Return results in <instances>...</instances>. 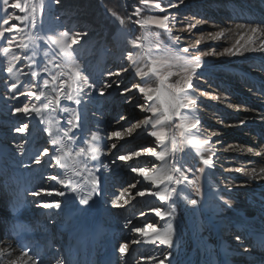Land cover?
Instances as JSON below:
<instances>
[{
	"label": "rangeland",
	"instance_id": "374dc122",
	"mask_svg": "<svg viewBox=\"0 0 264 264\" xmlns=\"http://www.w3.org/2000/svg\"><path fill=\"white\" fill-rule=\"evenodd\" d=\"M64 1L44 0L42 30L39 21L36 30L19 24L23 31L14 30L13 33H4L0 37V46L3 47L8 46L5 43L7 37L11 36L14 40L7 56L0 53L1 229L6 231L8 228L11 211L7 209V202L15 200L25 219L24 226L30 227L32 234L27 244L17 248L23 254H33L32 257L41 264H83L86 259L87 263L103 264L101 260L106 259V256L111 257L110 264H160L161 260L164 264H264L261 256L264 254V181H261L264 178V0H183L182 4L179 0H171L176 7H168L170 0H156L165 9L164 12L149 9L140 0H123L126 2V15L133 20L138 18L134 15L137 8L142 9L141 18L148 15H168L171 34L181 37L175 46H196L195 51L189 49V58L191 55H198L199 51L210 53L201 58V67L197 70V75L203 72V76L199 80H193L194 88L198 89L194 97L197 101L194 115L201 122V136L211 141L215 152L212 157L214 167L203 165L190 146L177 151L174 157H166L173 162L179 160L184 167L191 168L192 172L186 175L199 186L197 192L196 186L182 185L184 190L180 191L178 188L168 202H161L148 194L143 197L137 195L139 191L149 193L159 189L131 171L133 167L151 169L160 163L158 160L143 152L141 156H133L128 161L117 159L120 155L142 151L147 147L161 151L159 143L143 127H135L145 116L137 107L138 102H143V97L132 88L134 84L141 83L140 78L134 76L131 69L119 77L107 75L108 72L128 67L127 40L132 38L129 28L120 25L117 31L120 40L115 43L109 41L107 54L99 58L94 46L89 49L88 42L90 43L93 31L87 26L91 25L87 15L84 16L85 24L66 19L68 14L62 13L60 8L55 9ZM29 2L35 3L37 0ZM21 3H25V0H21ZM129 5L132 13L129 12ZM55 10H59L61 16ZM13 11L8 9L9 13ZM15 11L16 14H22ZM7 15L8 13L0 11V17ZM10 23L18 22L10 20ZM189 24H196V28L188 31ZM4 27L7 25L0 23V31ZM135 27L138 28L137 25ZM254 28L258 30L252 32ZM62 31H68L70 35L80 33L79 43L72 46L73 55L81 66L82 74L88 76L89 83L95 82L97 87H100L101 82L112 83V87L106 89L103 96L91 91L90 96H85L80 105L61 100V107L76 109L80 124V127L73 128L69 133L76 137V141H67L65 151L74 155L78 147H87L86 142L93 133L99 131L101 136L98 144L103 155L89 162L90 168L99 167L96 175L100 177V190L87 206L80 204L79 196L74 193L65 197L47 195L48 191L62 187L47 179L56 175L58 170L48 166L46 157L39 165L32 161V157L44 147H48L51 154L52 146L47 143V133L42 131L47 125L40 123L41 118L35 114L25 117L15 111L30 100L20 95V89L24 88L30 77L16 71L21 69L24 73L29 72V61L25 59L32 55L29 35L55 36ZM220 31L225 35H209ZM136 33L141 35V31ZM150 39L154 45L156 41H159L160 46L173 47L175 44L167 32L155 26L150 30ZM197 41L200 43L197 44ZM20 43L29 44V50L20 48ZM36 43L40 47L34 59L35 67H39L41 63L47 62L44 51L53 56L58 49L50 47L44 40H37ZM229 48L235 54H215ZM14 55L19 57L18 61L13 60ZM10 62L16 65L13 74L7 72ZM56 62H61L59 57H56ZM70 67L65 66L62 70L67 72ZM60 70L53 69V72ZM39 80V77L36 78L37 84ZM113 81L120 82L119 87ZM13 83L18 85L15 93L11 88ZM126 88H132V91L126 92ZM44 91L46 95L50 94L48 89ZM89 91L85 88V92ZM31 102L40 105L45 101L42 99ZM54 115L59 120V127H69L66 124L69 113L57 109ZM189 117L191 122V113ZM22 123L29 124L28 132L16 131ZM130 127L131 134L125 131ZM151 130L149 127L148 131ZM117 131L123 138L113 135ZM176 131L179 139L178 130ZM112 144L116 147L111 148ZM20 145L23 147H19ZM209 154L204 153L205 156ZM201 167L205 169L203 173L197 171ZM160 187L163 188V185ZM39 189L44 191L38 196L32 195V192ZM19 190L25 191L22 194ZM8 194L9 197L3 202ZM191 199L197 200V204H190L188 201ZM53 200H60L62 207L67 203L73 215L76 212L81 216L88 214L93 229L98 227L97 232L90 235L89 242L81 244L83 252L79 254L76 249V254L70 260L61 255L71 244L60 241V237H57L59 245L52 248L46 244L49 237L42 230L65 223L62 207L55 209L52 214L45 212L50 209L42 207L43 203ZM117 203L119 206H114ZM156 208L172 215L161 220L153 211ZM95 222L97 225L93 224ZM148 224L157 228L170 224L174 230L171 247L161 245L158 241L151 243L155 239L151 229L147 230V234L134 231L135 228H145ZM237 237L240 239L237 240ZM124 245L127 248L121 252L120 248ZM50 248L51 251L56 250L50 252ZM169 252L171 257L164 259ZM8 256L10 255H4V261L9 260Z\"/></svg>",
	"mask_w": 264,
	"mask_h": 264
},
{
	"label": "snow or ice",
	"instance_id": "6c2138e0",
	"mask_svg": "<svg viewBox=\"0 0 264 264\" xmlns=\"http://www.w3.org/2000/svg\"><path fill=\"white\" fill-rule=\"evenodd\" d=\"M59 2V0H57ZM140 3L149 9H156L159 12H164L161 3L156 0H140ZM179 3H183V0H179ZM177 5L172 3L171 0L168 7H176ZM44 0H37L32 3L29 0H25V3H21V0H2V7L0 11L8 13L5 17H0V23L7 25L0 31V37L4 36V33H13L23 31L19 24H24V27L36 30L38 27V21L40 29H43V11ZM8 9H13V12H8ZM18 10L22 14H16ZM141 8H137L134 15L138 17L133 20L130 16L128 19L131 23L138 26L141 35L132 34V38L127 40L128 49L126 51V59L128 61V67H124L116 72H108L109 76H120L122 73H127L131 69L134 76L140 78L141 83L134 84L132 88H135L138 94L143 97V102H138L137 107L145 113L142 120L135 124L136 128L143 127L145 132L153 137L156 142L159 143L161 151H157L154 147H147L142 151H136L128 155H120L117 157L120 161H128L133 156L139 157L142 152L149 157H153L160 163L151 169L147 167L131 168L133 173H138L145 181L152 184L153 187L159 189L146 193L145 191H139L137 195L140 197L146 194L158 198L161 202H168L172 196L177 193V189L183 191L184 187L189 185L196 186L197 192H199V186L196 181L190 180L186 175L188 172H192L191 168H186L177 160L173 162L172 159L166 157H174L177 151H183L185 146H190L196 155L199 156L203 165L208 167H214V161L212 157L215 155L214 150L211 147V141L207 137H203L200 134L199 118H195V105L197 103L196 92L197 88H194L193 80H199L203 76V72L197 75V70L201 67V58L210 55L209 52L199 51L198 55H191L189 58V49L196 50L195 45H188L186 47H177L181 37L178 35H172L169 27L168 15H148L145 18H141ZM10 20H15L18 23H10ZM123 24L124 21L120 20ZM155 28L162 29L169 34L171 41L175 42L173 47L160 46L159 41L153 44V40L150 39V30ZM245 27V26H238ZM196 28V24L187 25V30ZM258 29H252V32H256ZM224 36L225 33L220 31L216 34ZM79 32L70 35L68 31H62L58 35H46L33 37L29 35L31 41L32 55L26 56L25 59L29 61L27 67L28 73L22 72L21 69L16 71L21 72L22 75L29 76L30 79L25 83L24 88L20 89V95L30 98L28 103H23V106L17 107L15 111L23 114L25 117H31L32 114L40 117V123H44L47 126L42 129L47 133V143L52 146L51 154L49 148L44 147L32 157L33 163L39 165L46 157V163L48 166L56 168L57 174L48 177L47 179L55 181L62 187L59 190L53 189L47 192L49 196L65 197L69 193H74L79 196V202L82 205L87 206L92 200L94 195H97L100 190V177L96 175L99 171V167H89L90 161H95L100 155H103L98 142L101 140L99 131L93 133L91 138L86 142L87 147H78L74 155H70L68 151H65L66 142L71 141L75 143L76 137L69 135L73 128L80 127L79 115L76 109H70L68 107H61V100L73 101L76 105H80L82 99L85 96H90L91 91H95L99 96H103L105 90L112 87V83L101 82L100 87H97L96 83H89L88 76H85L81 72V66L76 62L73 55L72 46L79 43ZM203 39V36L201 37ZM37 40H44L50 45V47L58 49V52L53 56H49L48 51H44L43 55L46 59V63H41L39 67H35L36 60L34 57L37 55L39 44ZM14 42L13 37L9 36L5 39L7 47L0 46V53L7 56L11 52V45ZM197 44L200 41L196 42ZM239 43V41H237ZM19 47L28 51L30 45L27 43H20ZM235 54L231 48L225 49L224 52L215 53L218 55ZM56 57H59L61 62H56ZM19 57L13 56V60L18 61ZM51 66V67H50ZM65 66H71L70 70L65 72L62 69ZM16 68L15 63L10 62L7 67V72L13 74ZM53 69H61L60 71L53 72ZM44 74H47L45 76ZM40 78L39 83H36V78ZM63 77V79H62ZM59 81V83H57ZM119 87L118 81H113ZM12 91H17L18 85L13 83L11 85ZM85 88L89 89V92H85ZM132 88H126V92H131ZM27 89V91H25ZM37 89V90H33ZM44 89H48L49 93L46 95ZM54 93V95H51ZM44 100L43 104L31 102ZM59 109L60 112L69 113V118L66 119V124L69 126L67 129L59 127V120L56 119L54 113ZM47 113V116H45ZM192 114V121L189 122V114ZM123 119V117H121ZM149 127L152 129L148 131ZM29 130L28 123H22L20 127L16 129L17 132L26 133ZM179 139L177 137V131ZM126 132L131 134L132 128L125 129ZM171 133V134H170ZM114 136L123 138L119 131L113 133ZM208 146V147H205ZM19 147H23L20 145ZM111 148H115L116 145H110ZM209 152L208 156L204 153ZM79 158V159H77ZM55 161V163H52ZM115 163V161H113ZM101 166H103L101 164ZM60 170H63L61 172ZM204 167L197 169L200 173L204 172ZM255 172V169H253ZM75 177V179H74ZM163 185V188L160 186ZM135 187V185H133ZM65 189L67 191H65ZM43 189L32 192V195L38 196ZM121 199L123 195L121 194ZM187 199V197H185ZM223 200V197H221ZM192 205L197 204V200L191 199L188 201ZM228 204V201H223ZM114 206H119L115 204ZM42 207L47 209H59L61 208L60 200H53L52 202H45ZM155 215L161 220H164L166 216H171L172 213L165 212L160 208L153 209ZM151 229L155 234V239L151 243L155 244L157 241L161 245L171 247L173 242L174 230L170 224L166 227L157 228L152 224L146 225L145 228H135L134 231L141 234H147V230ZM237 240L240 237L236 238ZM139 241H132V243H138ZM127 245L120 248L121 252H124ZM10 255L5 251H0V256ZM27 257V253H24ZM171 253L169 252L164 259H169ZM29 260L32 257H27ZM22 264H27L26 260L20 258ZM6 264H18L17 260L7 261ZM160 264H164L163 260Z\"/></svg>",
	"mask_w": 264,
	"mask_h": 264
},
{
	"label": "bare ground",
	"instance_id": "6f19581e",
	"mask_svg": "<svg viewBox=\"0 0 264 264\" xmlns=\"http://www.w3.org/2000/svg\"><path fill=\"white\" fill-rule=\"evenodd\" d=\"M261 181H264V178H261ZM21 190H19L20 192ZM25 191V190H24ZM24 191H21L23 194ZM13 194H15L13 192ZM1 205V204H0ZM3 205V204H2ZM62 207V206H61ZM9 208L10 217L8 221V229L2 230L1 229V222H0V251H5L10 253V256H8L9 260H17L18 264H22L21 259L27 261V264H41L39 261L35 258H33V254L30 256L27 253V257H32V259H28L26 256H24L21 251L18 250L17 247H21V245H25L30 237H32V234H30V227H21V222L25 221V219L21 216L19 211L18 202L15 200H9L7 202V209ZM63 214L65 215V223L64 224H56L55 226H51L48 230L42 229L43 233H46V236H48L47 245L52 248H57L59 243L57 242V237H62L59 240L61 241H67L69 244H71L68 249L63 250L62 257H65L66 260H70V258H73V256L76 254L77 250H79V254H81L83 251V247L81 244H85L86 241L89 240L90 235L92 233H96L98 227H93L90 225V216L88 214H85L84 216L79 213H75L73 215V212L71 211V208L67 205V203L63 204ZM55 209H50L49 211H45L47 214H52ZM7 212H9L7 210ZM49 217V216H48ZM1 220V216H0ZM95 225V223H93ZM92 229V230H91ZM11 233V234H10ZM62 235V236H60ZM95 236V235H94ZM56 238V239H55ZM89 242V241H88ZM87 244V243H86ZM48 249V251H51V249ZM61 249V248H60ZM77 249V250H76ZM56 250V249H55ZM52 250V251H55ZM27 252V251H25ZM35 252V251H34ZM4 256H0V264H6L7 259L4 261ZM83 261V259H82ZM86 260H84L83 264H91L87 263ZM103 264H110L112 261L110 256H106V259L102 258ZM71 262V261H70Z\"/></svg>",
	"mask_w": 264,
	"mask_h": 264
},
{
	"label": "trees",
	"instance_id": "16d2710c",
	"mask_svg": "<svg viewBox=\"0 0 264 264\" xmlns=\"http://www.w3.org/2000/svg\"><path fill=\"white\" fill-rule=\"evenodd\" d=\"M128 7L131 8L130 5ZM59 8L62 13L68 14L66 19L75 20L77 23L83 24L84 16L87 15L91 24L87 26H90L93 31L90 43L88 42L89 49L94 46V49L99 53V58L107 54L109 41L115 43L120 40L117 34L120 25L129 28L130 34L137 35L136 32L139 31L129 21V17L126 15V2L123 0H65L55 9ZM58 12L60 11L55 10V13L61 16ZM129 12H133L132 8ZM120 17L124 21L123 24L120 23Z\"/></svg>",
	"mask_w": 264,
	"mask_h": 264
}]
</instances>
